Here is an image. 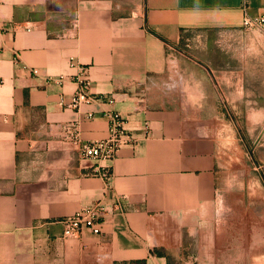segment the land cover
<instances>
[{
	"label": "crops",
	"instance_id": "crops-1",
	"mask_svg": "<svg viewBox=\"0 0 264 264\" xmlns=\"http://www.w3.org/2000/svg\"><path fill=\"white\" fill-rule=\"evenodd\" d=\"M242 1L0 0V264H174L188 254L187 233L212 218L236 78H203L184 46L251 34ZM249 9L264 14V0ZM250 47L264 56V38ZM81 65L91 93L114 102L66 106ZM61 75L72 79L49 80ZM247 79L237 78L243 104ZM110 110L134 142L112 162L83 159L72 125L84 141L104 139ZM110 164L108 188L93 168ZM97 201L108 208L103 233L64 236L62 220Z\"/></svg>",
	"mask_w": 264,
	"mask_h": 264
},
{
	"label": "rangeland",
	"instance_id": "rangeland-1",
	"mask_svg": "<svg viewBox=\"0 0 264 264\" xmlns=\"http://www.w3.org/2000/svg\"><path fill=\"white\" fill-rule=\"evenodd\" d=\"M246 31L251 34L233 40L219 36L184 46L203 64V78H236L235 113L226 115L233 122L229 129L225 124L220 127L212 218L187 233L183 250L188 254L173 257L174 264H243L248 259L241 258L242 252L264 253V113H258L264 110V94L254 79L264 78V56L250 47L253 42L261 43L264 29ZM237 78H250L245 86L250 82L252 89L244 93V104ZM246 110L250 113H243ZM250 262L264 264V258Z\"/></svg>",
	"mask_w": 264,
	"mask_h": 264
},
{
	"label": "built area",
	"instance_id": "built-area-1",
	"mask_svg": "<svg viewBox=\"0 0 264 264\" xmlns=\"http://www.w3.org/2000/svg\"><path fill=\"white\" fill-rule=\"evenodd\" d=\"M243 10V26L248 29H264V14L253 15L249 9V0L242 1ZM78 26V24H77ZM27 29H30L27 28ZM19 61V55L16 57V62ZM73 65H77L74 58L71 60ZM33 72L38 73V69L34 68ZM72 77L61 75L51 76L50 81L63 85ZM76 82L78 87L74 92L69 102L65 103L68 107L80 108L85 103H90L95 100L114 102V96L100 95L95 96L91 93V81L88 74V68L80 66V72L76 76ZM89 117H93L94 114L89 113ZM109 118V134L104 139L94 141H84L80 137L78 131V125H72V129L76 130L74 134V140L79 145V153L85 160L94 161H108L112 162L118 155L119 150L125 146L134 142V136L127 128V119L117 110H110L107 112ZM148 133L150 127L146 124ZM93 172L100 175L107 183L108 188L111 185L113 177L112 165H102L93 168ZM108 212V208L105 202L97 201L93 204L83 206L76 213L65 217L62 220L64 224V236H80L84 228H89L95 234H102V223L104 217Z\"/></svg>",
	"mask_w": 264,
	"mask_h": 264
},
{
	"label": "trees",
	"instance_id": "trees-1",
	"mask_svg": "<svg viewBox=\"0 0 264 264\" xmlns=\"http://www.w3.org/2000/svg\"><path fill=\"white\" fill-rule=\"evenodd\" d=\"M158 253H159V254H162V252H161V251H159Z\"/></svg>",
	"mask_w": 264,
	"mask_h": 264
}]
</instances>
